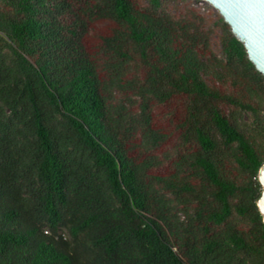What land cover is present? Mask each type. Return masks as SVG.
<instances>
[{"label":"trees","instance_id":"1","mask_svg":"<svg viewBox=\"0 0 264 264\" xmlns=\"http://www.w3.org/2000/svg\"><path fill=\"white\" fill-rule=\"evenodd\" d=\"M264 77L186 0H0V264H264Z\"/></svg>","mask_w":264,"mask_h":264},{"label":"water","instance_id":"2","mask_svg":"<svg viewBox=\"0 0 264 264\" xmlns=\"http://www.w3.org/2000/svg\"><path fill=\"white\" fill-rule=\"evenodd\" d=\"M218 12L245 48L249 61L264 77V0H203ZM257 179L262 193L257 208L264 222V164Z\"/></svg>","mask_w":264,"mask_h":264},{"label":"rangeland","instance_id":"3","mask_svg":"<svg viewBox=\"0 0 264 264\" xmlns=\"http://www.w3.org/2000/svg\"><path fill=\"white\" fill-rule=\"evenodd\" d=\"M186 2L191 7L200 10L202 13H207L208 11H213L214 13H218L216 10H214L209 4H207L203 0H186Z\"/></svg>","mask_w":264,"mask_h":264}]
</instances>
